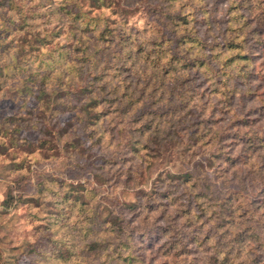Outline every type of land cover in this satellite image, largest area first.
<instances>
[{
  "label": "rangeland",
  "instance_id": "374dc122",
  "mask_svg": "<svg viewBox=\"0 0 264 264\" xmlns=\"http://www.w3.org/2000/svg\"><path fill=\"white\" fill-rule=\"evenodd\" d=\"M0 264H264V0H0Z\"/></svg>",
  "mask_w": 264,
  "mask_h": 264
},
{
  "label": "trees",
  "instance_id": "16d2710c",
  "mask_svg": "<svg viewBox=\"0 0 264 264\" xmlns=\"http://www.w3.org/2000/svg\"><path fill=\"white\" fill-rule=\"evenodd\" d=\"M9 5H11L10 3H8Z\"/></svg>",
  "mask_w": 264,
  "mask_h": 264
}]
</instances>
